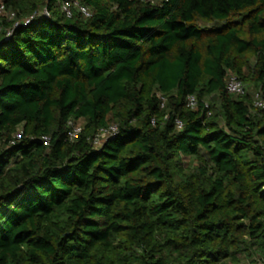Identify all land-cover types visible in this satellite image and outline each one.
Wrapping results in <instances>:
<instances>
[{
    "label": "trees",
    "instance_id": "obj_1",
    "mask_svg": "<svg viewBox=\"0 0 264 264\" xmlns=\"http://www.w3.org/2000/svg\"><path fill=\"white\" fill-rule=\"evenodd\" d=\"M63 1L0 0V264H264V0Z\"/></svg>",
    "mask_w": 264,
    "mask_h": 264
},
{
    "label": "built area",
    "instance_id": "obj_2",
    "mask_svg": "<svg viewBox=\"0 0 264 264\" xmlns=\"http://www.w3.org/2000/svg\"><path fill=\"white\" fill-rule=\"evenodd\" d=\"M75 6L77 7L82 13L85 15H88V11L80 6L78 2L73 1L70 2L69 0H64L62 2V9L65 11L66 15H70V6ZM6 12L4 11L3 7L0 6V15H6ZM44 13H46L44 11ZM10 15L8 16L9 19H11L14 15V13H9ZM29 21V20H28ZM26 21V23L28 22ZM225 89L228 93L233 94V95H240L243 94L244 92V84L242 81H240L235 75L230 74L225 85ZM188 105L193 106L195 105V100L192 96L188 97ZM253 107L255 109H264V97L259 93L256 92L254 94V100H253ZM177 126L181 127V123L177 122ZM116 128L114 126L110 127L107 130H103L100 134L97 135L94 139L95 145H99L102 140H104L109 134L114 133ZM80 132V126H77L76 123L71 122L70 123V130L68 132L69 138L71 140L77 138L78 133Z\"/></svg>",
    "mask_w": 264,
    "mask_h": 264
},
{
    "label": "rangeland",
    "instance_id": "obj_3",
    "mask_svg": "<svg viewBox=\"0 0 264 264\" xmlns=\"http://www.w3.org/2000/svg\"><path fill=\"white\" fill-rule=\"evenodd\" d=\"M5 12H6L5 16L8 17L10 15L9 14L10 12L9 11L8 12L5 11ZM8 19H9V17H8ZM80 124L81 123L79 121L76 123L77 126H80ZM236 264H263V263L259 262L257 258H253V261L250 262V260L247 257L243 256V257L240 258L239 262L236 263Z\"/></svg>",
    "mask_w": 264,
    "mask_h": 264
}]
</instances>
